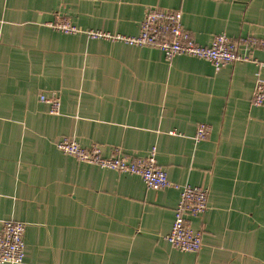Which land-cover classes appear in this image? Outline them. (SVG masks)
<instances>
[{
  "label": "crops",
  "instance_id": "crops-1",
  "mask_svg": "<svg viewBox=\"0 0 264 264\" xmlns=\"http://www.w3.org/2000/svg\"><path fill=\"white\" fill-rule=\"evenodd\" d=\"M153 8L181 11L202 46L264 38V0H0V220L27 224L23 264H264V106L252 102L264 48L218 71L87 34L138 35ZM66 137L104 157L156 148L171 184L81 162L57 148ZM185 185L210 190L189 218L197 253L165 239Z\"/></svg>",
  "mask_w": 264,
  "mask_h": 264
},
{
  "label": "built area",
  "instance_id": "built-area-1",
  "mask_svg": "<svg viewBox=\"0 0 264 264\" xmlns=\"http://www.w3.org/2000/svg\"><path fill=\"white\" fill-rule=\"evenodd\" d=\"M183 14L179 10L160 8L149 9L141 23L138 35H111L90 31L92 38H107L121 41L138 47H150L161 51L168 60L179 55H188L205 59L213 64L216 70L237 61L253 60L251 51L264 48V38L245 37L234 40L226 34L215 35L209 46L198 44L184 28ZM56 28L64 33H78L81 30L68 21H59ZM50 105V113L59 115L60 99L56 96L41 97ZM252 102L255 106H264V80L257 81ZM211 127L205 123L198 125L196 139H206ZM64 154L75 157L81 162L98 165L104 169L115 170L142 177L150 189H164L171 183L167 173L158 166L156 148L146 158H129L114 149L109 157H104L99 145L90 148L82 147L69 137L57 144ZM209 188L205 186L185 185L181 188L180 201L174 213L173 225L166 241L175 249L197 253L203 247V231L195 230L189 218H199L208 210ZM27 224L13 220H0V264H23L26 256L24 235Z\"/></svg>",
  "mask_w": 264,
  "mask_h": 264
}]
</instances>
